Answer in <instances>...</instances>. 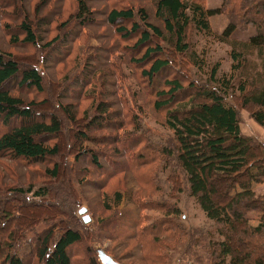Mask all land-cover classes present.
<instances>
[{
    "label": "trees",
    "instance_id": "obj_1",
    "mask_svg": "<svg viewBox=\"0 0 264 264\" xmlns=\"http://www.w3.org/2000/svg\"><path fill=\"white\" fill-rule=\"evenodd\" d=\"M0 1L5 4V8H14L3 13L7 19L5 26L11 30L10 21H15L19 32L24 35L21 39L16 35L12 36L11 43L36 46L39 38L29 14L23 10L25 0ZM49 1L39 2L41 6H46ZM122 1L114 0V3L119 4ZM148 1L151 2L153 16L160 22L161 27L151 22V11L146 6L136 10L132 5L118 7L114 4L116 6L112 5V8L105 10L107 25L113 28L119 44L109 47L106 52L109 54H103L101 62L114 72L113 64L109 63V55L120 47L121 42L124 44L121 50L127 59L129 57L133 65L142 68L139 88L149 98L152 97V110L164 115L163 124L172 132L168 149H160L162 155L174 164L168 179L173 189L178 191L182 189L181 181L184 179L186 191L196 199L205 215L213 221L215 228H186L171 218L179 214L178 207L171 206L166 201H141L138 200L141 197L135 196H139L138 193L126 190V197L121 191L114 192V201L116 204L131 202L137 214L128 216L125 213L128 211H125L120 213L121 216L112 217L114 219L111 218L106 225H122L123 231H110L109 236L132 246L147 264L163 261L165 255L161 253L162 247L177 241H185V252L195 246L204 249L206 261L201 263L198 256L196 260L199 262L194 260L195 264H264V193H257L253 187L264 181V144L241 132L239 112L226 100L229 91L233 90L231 79L216 75L218 64L212 67L209 78L203 83L177 76L175 59V56L181 57L182 61L199 72L203 68L205 59L199 56L188 41L190 29L200 30L217 41L231 44L233 71L240 68L242 71L246 55L257 49L262 57L259 69L256 70L258 72L252 74L253 77L247 71L244 72L245 70L241 72L242 78L237 90L241 95L242 106L250 109V117L264 129V0H222L221 5L214 8H205L203 0ZM75 2L76 11L69 14L60 26L66 27L72 19L78 27L94 25L93 9L88 1ZM222 13L227 15L228 23L218 36L211 31L209 17ZM247 26H253L256 33L245 42L233 39L232 34L238 27ZM58 40V36L49 40L43 46L44 49L51 48ZM164 72L168 73L166 77ZM157 76L163 78L160 84H155ZM17 77H20L18 87L43 91V78L36 68H21L12 54L0 51V157L23 161L27 163L26 166L59 157L60 144H49L47 139L55 137L59 142L63 140V121L55 115L47 120L43 116L41 120H35L34 107L41 103L26 102L20 96L10 94L8 88L2 89L6 83ZM107 78H112V73ZM114 83V79L110 80L111 89L103 92L105 97L94 104L93 115H88L86 110L83 112L81 119H85L87 128L77 133L76 141L80 142L79 145L83 141L99 143L89 132L92 129L104 130L108 128L107 124L113 123L109 125L113 131L111 138L117 144L113 151L123 157L119 169L125 170L138 181L146 180L139 173L151 166L157 158L151 156L139 162L142 152L136 147L143 140L128 135L121 137L118 134L119 129L126 125L123 124V118L127 115L124 112L125 106L119 104L120 108L113 110V102L104 100L109 95L116 97ZM150 83L155 84L154 88L144 91L142 84L151 88ZM181 97L187 98L181 100ZM61 109L67 114L69 122L76 125L73 104H63ZM13 122L15 124H11ZM124 144L127 146L124 147ZM99 150L102 151L97 148ZM97 151L79 146V151L74 156L78 161L89 156L93 165L102 169L99 160L101 156ZM156 151L159 153V148ZM77 172L79 175L87 174L82 167ZM108 173L109 171L106 172ZM58 174L59 167L56 163L46 170L48 178L56 179ZM227 182L230 184L222 190V184ZM7 191L31 194L38 201L16 207L11 202L0 199V225H5L0 236V264H26L24 256L19 254V248L23 244H17L26 236V230L38 224L43 227L35 235L29 252L25 254L27 260L33 257L37 261L43 260L44 264H72L74 260L70 251L82 241L83 235L77 229L65 227L57 234L58 226L53 220L60 214V210L53 202H46L52 197L48 185L37 188L30 184L26 189H4L0 194L4 197ZM103 206L106 210L112 209L109 202L103 201ZM142 209H159L164 215L149 221L148 217L140 214ZM250 211L260 214L259 223L255 226L249 223ZM28 215H31L29 220ZM103 223L104 221L101 224ZM100 231L102 232L101 228ZM86 251L88 252L87 249ZM90 251L93 253L84 252L88 264H100L95 252ZM104 251L121 263L109 249L105 248Z\"/></svg>",
    "mask_w": 264,
    "mask_h": 264
},
{
    "label": "rangeland",
    "instance_id": "obj_2",
    "mask_svg": "<svg viewBox=\"0 0 264 264\" xmlns=\"http://www.w3.org/2000/svg\"><path fill=\"white\" fill-rule=\"evenodd\" d=\"M39 1L41 0H25L23 3V10L29 14V19L39 38L36 46L29 44L13 45L11 43L12 36L16 35L21 39L24 35L19 32L15 21L13 23L10 21L11 30L5 26L7 19L3 13L10 12L14 8L12 6L5 8V4L0 1V51L12 54L21 68H36L43 78V91L38 92L35 88L18 87L20 77L8 84L6 83L2 89L8 88L10 94L20 96L26 102L41 103V105L38 104L34 107L35 120H41V116L47 120L50 116L55 115L63 121V140L59 142L55 137L47 139L49 144H60L61 153L59 157L48 158L44 163H29L27 166L25 165L27 163L23 161L0 157V193L4 189H26L30 184L37 188L41 185H48L52 197L46 202H53L60 210V214L56 215L53 220L54 224L58 226L57 234L59 235L65 227L77 229L83 235L82 241L70 251L74 260L72 264H88L84 252L93 253L90 250L95 252L97 261L103 264L99 251H104L105 248L116 256L121 262L120 264H147L138 256L132 246L123 244L124 242L121 240L109 236L110 231H123L122 225L117 224L116 226V223L114 226L113 223L106 225L112 217L121 216L120 213L125 211H128L125 212L128 213V216L137 214L135 206L131 202L115 203L114 192L116 191H121L125 197L126 190L133 191V193L139 194V196L137 194L135 196L141 197L138 199L141 201H166L179 209V214L171 218L186 228L203 227L214 230L213 221L205 215L196 199L186 191L184 179L181 177L182 189L179 191L173 189V185L168 179L174 169V164L162 155L160 149H168V140L172 139V132L163 124L164 115L152 110L150 106L152 97L149 98L139 88L142 68L133 65L129 61V57L127 59L124 51L121 50L124 45L121 42L120 47L109 55V63L113 64L114 72L101 62L102 55L109 54L106 53L108 48L114 44H119L113 28L107 25L105 10L112 8V5L113 7L132 5L136 10L141 6H146L151 11V22L160 26V22L153 16L151 2L148 0H123L116 4L114 0H87L92 6L95 24L78 27L74 19L71 18L72 21L63 27L60 26V23L64 22L69 14L76 11L75 0H50L46 6H41ZM221 2L222 0H203L205 8L219 7ZM23 10L21 8L20 13ZM209 23L211 31L219 36L228 23V17L225 13L212 15L209 17ZM255 33L256 29L253 26L238 27L232 36L237 41L245 42L248 37ZM56 36L59 37V40L51 48L44 49L43 46L46 42ZM188 41L200 54L199 56L205 59V64L199 72L193 66L182 61L181 57L175 56L177 76H182L184 80L190 78L195 82L204 83L206 78H209L212 67L218 64L216 75L220 78L231 79L233 90L229 91L226 100L230 104L232 103L239 112L241 132L264 144V129L250 117V109L242 106L241 95L237 90V85L242 78L241 72L245 70L244 72L247 71L251 76L258 72L256 70L259 69L262 57L257 49L246 55L245 67L242 71L241 68L233 71L231 68L233 63L231 44L217 41L213 36L194 29L188 31ZM262 52L264 54V48ZM109 73H112V78L108 79ZM167 75L168 73L164 72V77ZM112 79L115 81L116 97L109 95L104 100L113 102L111 106L113 110L120 108V105L123 104L125 106L124 112L127 113L125 119L123 118V124L126 125L119 129L118 134L121 137L128 135L131 138L143 140L136 147L142 152L139 162L145 161L151 156L157 158L151 166L140 171L139 174L144 175L146 180L138 181L125 170L119 169L122 166L123 157L113 151L117 146L111 138L113 131L109 128V125L113 123L107 124L108 128L104 130L92 129L89 132L99 143L83 141V144L79 145L80 142L76 141L77 133L85 131L87 128L85 119H81L84 116L83 112L86 110L88 115H93L94 104L105 97L103 92L108 91V88L111 89L110 80ZM162 80L161 76H157L155 84H160ZM155 84L151 85L150 83L151 88L142 84V88L144 91L145 89L151 90ZM233 94L235 96H232ZM186 98L181 97L179 99L185 100ZM66 103L74 106L76 125L69 122L67 114L61 109V105ZM11 124H15V122ZM79 146L96 151L97 148H101L102 151L99 150L97 153L101 156L99 160L102 169L96 168L89 156L82 157L81 161L75 159L74 155L79 151ZM126 146L124 144V147ZM156 148H159V153ZM112 157L118 160H114ZM54 163L58 164L59 174L56 179H51L46 175V170L51 169ZM80 167L85 169L87 174L79 175L77 171ZM108 171L109 173L106 174ZM229 184L230 182L222 184L221 189L223 190ZM253 187L257 193H264V181L261 184H255ZM5 195L3 197L0 194V199L7 200L16 207L19 204H31L38 201L31 194H21L18 191H7ZM103 201L109 202L112 209L106 210ZM82 207L87 208L92 219L88 224L82 221V216L78 213ZM140 211L142 216L150 219L149 221L164 215L163 211L159 209H142ZM248 217L251 225L255 226L259 223V212L250 211ZM30 218L31 215H28L27 219ZM120 219L125 220L126 218L120 217ZM102 221H104L103 224H101ZM4 226V224L0 225V236L3 234ZM42 227V224L34 225L32 229L26 230L24 239L18 244L16 243L17 246L23 244L19 248V254L24 256L26 264H44L43 260L37 261L33 257L27 260L25 257V254L29 252L31 243L35 240V235ZM100 228L102 232H99ZM216 237L219 238L218 235ZM170 244L167 246L168 248L162 247L161 253L165 255V259L156 264H195L198 256L201 263L206 261V254L202 247L195 246L189 252H185V241L170 242Z\"/></svg>",
    "mask_w": 264,
    "mask_h": 264
},
{
    "label": "water",
    "instance_id": "obj_3",
    "mask_svg": "<svg viewBox=\"0 0 264 264\" xmlns=\"http://www.w3.org/2000/svg\"><path fill=\"white\" fill-rule=\"evenodd\" d=\"M79 215L82 216V221L85 224H88L92 221L91 217L88 214V210L85 207H82L78 211ZM99 256L103 264H120L117 261H115L109 254L106 252L100 250L99 251Z\"/></svg>",
    "mask_w": 264,
    "mask_h": 264
}]
</instances>
